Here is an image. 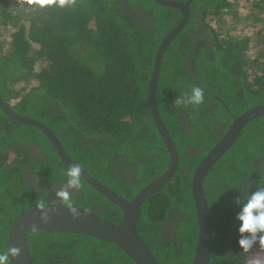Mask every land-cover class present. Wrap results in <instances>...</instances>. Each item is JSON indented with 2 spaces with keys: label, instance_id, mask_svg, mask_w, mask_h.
Wrapping results in <instances>:
<instances>
[{
  "label": "trees",
  "instance_id": "obj_1",
  "mask_svg": "<svg viewBox=\"0 0 264 264\" xmlns=\"http://www.w3.org/2000/svg\"><path fill=\"white\" fill-rule=\"evenodd\" d=\"M122 2L128 10L146 8L152 27L124 13ZM182 16L153 0H0V97L17 114L51 129L90 177L131 200L170 162L148 87L157 48ZM194 86L204 91V103L178 105ZM155 97L179 163L143 201L135 232L157 264H191L198 226L190 181L220 137L212 120L228 124L230 113L264 104V0H190L185 26L163 53ZM178 110L192 124L187 132ZM33 145L43 156L31 155ZM27 167L37 187L24 174ZM67 169L39 128L0 109V254L21 213L41 201L45 207L69 205L46 187L66 180ZM242 184L252 190L264 184V116L242 127L204 177L212 234L208 264H257L260 245L248 252L238 245L233 201ZM80 188L85 198L71 197V207L113 224L122 220L121 209L82 178ZM27 245L32 264H136L114 243L80 233L33 229Z\"/></svg>",
  "mask_w": 264,
  "mask_h": 264
},
{
  "label": "water",
  "instance_id": "obj_2",
  "mask_svg": "<svg viewBox=\"0 0 264 264\" xmlns=\"http://www.w3.org/2000/svg\"><path fill=\"white\" fill-rule=\"evenodd\" d=\"M153 1L163 6L178 8L182 11L183 15L181 21L167 33L157 48L148 87V100L152 119L170 155V162L167 169L159 177L140 189L131 200L124 199L115 194L82 170L81 178L121 209L123 213L122 220L118 224H113L92 212L76 207L78 215L74 217L69 211V206L46 207V212L39 210L37 207L29 208L17 216L9 227L6 242L7 250L10 247H15L20 250L18 257H9L10 264H32L27 245V233L33 229L80 233L102 238L122 249L136 264H157L146 242L135 232V227L141 205L145 198L161 189L170 180L179 163L174 142L158 113L155 95L163 53L170 41L185 26L189 17L190 1L184 3L176 0ZM0 109L7 116L19 123L33 125L39 128L50 140L64 164L67 167L75 164L66 154L57 136L41 121L17 114L4 103L1 97ZM255 116H264V104L250 107L235 116L224 134L200 159L192 172L190 187L197 218L198 233L194 259L191 264H208L210 258L212 239L211 214L203 191L204 177L213 165L219 161L229 146L234 143L242 127Z\"/></svg>",
  "mask_w": 264,
  "mask_h": 264
},
{
  "label": "clouds",
  "instance_id": "obj_3",
  "mask_svg": "<svg viewBox=\"0 0 264 264\" xmlns=\"http://www.w3.org/2000/svg\"><path fill=\"white\" fill-rule=\"evenodd\" d=\"M49 2V0H42ZM63 5L64 0H60ZM178 105H200L204 103V91L200 87H192L190 93L177 98ZM67 181L56 192V197L70 205L72 192L81 186L82 168L79 164H73L66 170ZM239 193L233 203L237 208L235 220L238 222V245L245 252L252 249L257 243L264 247V184L258 185L252 190L247 184L239 185L235 188ZM39 210L46 212L45 202L37 204ZM69 211L75 217L78 210L69 206ZM42 212V215H43ZM20 250L10 247L7 252L0 254V264H10L9 257L16 258Z\"/></svg>",
  "mask_w": 264,
  "mask_h": 264
},
{
  "label": "flooded vegetation",
  "instance_id": "obj_4",
  "mask_svg": "<svg viewBox=\"0 0 264 264\" xmlns=\"http://www.w3.org/2000/svg\"><path fill=\"white\" fill-rule=\"evenodd\" d=\"M186 1H190V0H185V1H179V2H186ZM190 3V2H189ZM120 8L124 11V13H126V12H128V13H131V14H134V17H135V19L136 20H138L140 23H144V24H147L148 23V27H152V21H151V19H150V17H149V15H148V12H147V10H146V8H144V9H141V8H139V7H134L132 10H128V8H127V6L124 4V2H122V3H120ZM136 14V15H135ZM143 14H146V16H143ZM181 21V20H180ZM179 21V22H180ZM178 24V23H177ZM176 24V25H177ZM175 25V26H176ZM174 26V27H175ZM173 27V28H174ZM170 31V30H169ZM168 31V32H169ZM167 32V33H168ZM167 35V34H166ZM165 37V36H164ZM188 65H189V62H187V63H185V66L186 67H188ZM190 66V65H189ZM179 109V108H178ZM228 113H230V112H228ZM210 114H211V110H210ZM213 115V114H212ZM235 115L236 114H232V113H230V117H231V119L233 120V118L235 117ZM178 117H179V120H181L182 121V130L184 131V132H187L188 130H190L191 128H192V124L189 122V120H188V117H187V115L183 112V111H181V110H178ZM232 120H231V122H232ZM230 122V123H231ZM230 123H228V124H225V123H221L217 118L215 119V118H213V120H212V124H213V132L215 133V134H217V135H219L220 137L224 134V132L227 130V128H228V126L230 125ZM219 137V138H220ZM218 138V139H219ZM218 139H215V143H216V141L218 140ZM59 140V139H58ZM60 142V141H59ZM214 143V144H215ZM60 144H61V142H60ZM61 146H62V144H61ZM63 147V146H62ZM204 146H201V148H203ZM29 149V151H30V153H31V155H33V156H35V155H37V154H39L40 156H43L42 155V153H41V150H40V148L37 146V145H33V146H31V147H29L28 148ZM63 149H64V147H63ZM67 154V153H66ZM68 155V154H67ZM68 157L70 158V156L68 155ZM71 159V158H70ZM72 160V159H71ZM73 161V160H72ZM74 162V161H73ZM66 166V165H65ZM67 167V166H66ZM85 172V171H84ZM25 173H27V179H28V181L31 183V184H33V185H35L36 187L38 186L37 185V177H36V179H35V174H33V173H31V172H29V168L27 167L26 168V171L24 172V174ZM86 173V172H85ZM66 181H67V179L66 180H63V181H57L56 183V185H51V186H46L47 188H51V187H53V188H55L57 191L61 188V186L62 185H64L65 183H66ZM40 184V186L42 185L41 183H39ZM71 197H74V198H76V199H83V198H85V196L83 195V190L81 189V188H79L78 190H74L73 192H72V196ZM71 205V204H70ZM70 205H68V206H70ZM72 206V205H71ZM164 228H165V225H164Z\"/></svg>",
  "mask_w": 264,
  "mask_h": 264
},
{
  "label": "rangeland",
  "instance_id": "obj_5",
  "mask_svg": "<svg viewBox=\"0 0 264 264\" xmlns=\"http://www.w3.org/2000/svg\"><path fill=\"white\" fill-rule=\"evenodd\" d=\"M241 14L244 15V13ZM247 23L249 24V22ZM221 25L224 29H227V24L225 22H221ZM253 260L257 262V264H264V247H258Z\"/></svg>",
  "mask_w": 264,
  "mask_h": 264
}]
</instances>
